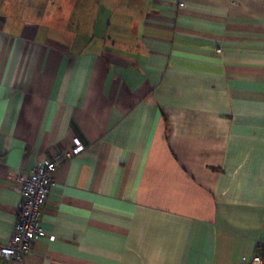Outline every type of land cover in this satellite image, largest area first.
Wrapping results in <instances>:
<instances>
[{
	"label": "crops",
	"instance_id": "1",
	"mask_svg": "<svg viewBox=\"0 0 264 264\" xmlns=\"http://www.w3.org/2000/svg\"><path fill=\"white\" fill-rule=\"evenodd\" d=\"M46 158V235L0 264L264 257V0H0V245Z\"/></svg>",
	"mask_w": 264,
	"mask_h": 264
},
{
	"label": "built area",
	"instance_id": "2",
	"mask_svg": "<svg viewBox=\"0 0 264 264\" xmlns=\"http://www.w3.org/2000/svg\"><path fill=\"white\" fill-rule=\"evenodd\" d=\"M73 149L66 153L69 159L83 151L84 145L75 139ZM59 167L56 160L46 158L34 166L31 173L16 175L22 194L12 236L7 244L0 245V260H22L35 243L46 235L41 219L44 207L54 184V174ZM246 264H264V257L256 253Z\"/></svg>",
	"mask_w": 264,
	"mask_h": 264
},
{
	"label": "trees",
	"instance_id": "3",
	"mask_svg": "<svg viewBox=\"0 0 264 264\" xmlns=\"http://www.w3.org/2000/svg\"><path fill=\"white\" fill-rule=\"evenodd\" d=\"M261 254V253H260ZM262 255V254H261ZM263 256V255H262Z\"/></svg>",
	"mask_w": 264,
	"mask_h": 264
}]
</instances>
